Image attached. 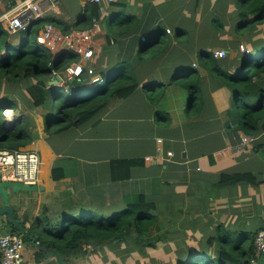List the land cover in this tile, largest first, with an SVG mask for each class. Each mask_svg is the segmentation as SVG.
<instances>
[{"label":"crops","instance_id":"crops-1","mask_svg":"<svg viewBox=\"0 0 264 264\" xmlns=\"http://www.w3.org/2000/svg\"><path fill=\"white\" fill-rule=\"evenodd\" d=\"M32 1L0 0V23L9 29L8 17L19 12L28 15L31 12L28 3ZM212 1L97 3L99 24L90 64L106 81L126 73V78L137 82L136 89L126 98L111 99L86 123L60 131L52 124L46 126L47 118L53 114L45 107L30 108L16 97V108L5 109L11 117L6 125L13 123V116L31 118L34 138L25 147L38 150L42 159L37 191L25 192L22 199L18 195L9 198L15 215L29 230L36 219L38 234L46 218L51 226H58L64 219L85 212L109 216L125 209L140 195L155 204L154 232L158 242L169 241L174 245L198 242L213 237L218 228L255 232L264 226V132L241 145L245 135L241 130L242 118L238 110L235 112L230 89L213 87L208 71L198 59L202 49L212 52L224 49L228 57H235L237 40L225 38V33H215L219 40L213 44L186 43L182 39L185 33H178L188 25L191 9L198 11V24L210 26L205 11ZM39 2L42 15L31 19L29 28L39 19L55 17L70 26L68 31L76 29L77 21L94 3L89 0ZM184 8L189 12H181ZM178 10L181 13L177 20L167 23ZM226 15L224 12L225 19ZM44 24L50 23H41L39 29ZM166 28L172 33H164ZM193 63L199 66L193 67ZM194 68L201 76V93L197 107L189 115L190 94L171 79L174 73ZM55 80L56 76L50 74L48 85H57ZM105 82L103 87L108 85ZM144 85H150L152 93L164 85L157 101H151ZM81 87L86 88L85 84ZM97 88L100 89L94 86L86 93H95ZM157 139H161L162 154L169 158L164 157V162L146 161V157L155 156ZM114 160H138V163L129 168V177L113 180ZM54 166L64 176L53 179ZM238 173L249 177L232 185L218 184L221 175ZM3 224L0 217V225ZM39 252V243L25 239L22 264H56L57 251ZM74 264L82 262L75 260Z\"/></svg>","mask_w":264,"mask_h":264},{"label":"trees","instance_id":"trees-1","mask_svg":"<svg viewBox=\"0 0 264 264\" xmlns=\"http://www.w3.org/2000/svg\"><path fill=\"white\" fill-rule=\"evenodd\" d=\"M233 3L238 9V19L233 25V33L248 37L249 40H246L249 44L246 46L249 52L240 51L239 45L242 41L237 40L235 57H228L227 54L218 58L212 51L202 49L198 52V59L200 65L208 71L213 87L227 86L230 89L234 106L238 108V115L242 118V132L255 137L264 132V51H262L264 34L255 39L260 30L259 26L264 24V0H233ZM93 17H99L97 3H91L87 13L74 27H89ZM44 22L59 27L62 32H68L70 28L55 17L39 19L26 31H21L25 34L24 41L13 48L10 47L9 40L17 38L12 36L13 33L6 24L0 23V148L24 147L34 138L30 128L31 118L28 115L17 119L11 125H6L4 110L16 108V97L30 108L41 106L49 109L53 115L47 118L46 126L52 124L60 131L86 123L111 99L128 97L138 85L135 80L126 78V73H122L114 80L107 78L108 85L102 89H95L94 91H97L95 93H85L83 90L94 88L90 80H84L86 77L74 79L67 84L68 90L65 89L66 86L48 85L49 75L75 61L77 55L65 51L52 59L49 50L35 40L40 24ZM211 25L216 33L224 30V25L219 19L213 18ZM178 33L186 31L181 29ZM155 42L157 40H153V43ZM242 56L249 57L242 60ZM65 57L67 58L64 60ZM198 66L197 64L194 67ZM195 69L174 73L171 79V82L181 84L189 92L190 100L187 107L189 115L197 107L201 93L199 88L201 76ZM82 84H85L86 88H82ZM143 87L148 91L151 101L155 102L162 94L161 89L164 85L156 93L150 92V85ZM137 163L138 160H114L111 163L112 179L129 177V168ZM62 176L63 173L54 166L53 179ZM248 177L247 174L239 173L223 174L218 184L232 185L245 181ZM154 209V202L140 195L125 209L109 216H95L92 212H85L80 217H68L58 225L61 226L60 231L52 233L50 229L56 228L54 225L51 226L50 220L46 218L43 220V229L38 233L40 251L45 252L47 249L59 251L66 256L64 258L69 260V264H74L75 260L82 262L86 256L92 259L97 249L104 250L106 246L110 250L118 249L114 251L117 258L120 254L119 248L127 244H141L138 245L140 251H145L144 246L155 248L156 237L153 240L152 235L155 233L157 215ZM37 221L36 219L32 230L29 231L37 233ZM258 230L252 232L218 228L213 237L206 238L207 240L202 243L204 245L196 244L187 251H178L176 258L172 260L167 258L163 264H264V252L257 254L254 246ZM16 231L17 229L14 232ZM23 236L24 240L28 239L26 235ZM118 260L121 261L122 258ZM89 264H92V260Z\"/></svg>","mask_w":264,"mask_h":264},{"label":"built area","instance_id":"built-area-1","mask_svg":"<svg viewBox=\"0 0 264 264\" xmlns=\"http://www.w3.org/2000/svg\"><path fill=\"white\" fill-rule=\"evenodd\" d=\"M54 2L56 0H50ZM113 1V0H108ZM101 4L103 0H89ZM31 12L27 15L25 12L10 15L8 17V27L11 31H26L29 28L30 20L42 15L39 0H34L28 3ZM99 20L96 17L92 18V23L87 28H76L68 32H62L54 25H44L35 35V40L38 44L46 47L52 54V59H55L58 52L66 49L77 55L75 61L69 63L64 68L53 72L56 76L55 83L58 86H66L74 79L86 77L93 86L97 87L103 84L105 77L97 73L95 68L91 66L90 60L93 56L92 42L94 35L98 29ZM166 33H172L170 28L165 29ZM143 40L145 38L143 37ZM239 50L248 53V47L243 43L239 45ZM61 52V53H62ZM215 57L221 58L226 56L224 49H219L213 52ZM193 67L197 63L192 64ZM83 79V78H82ZM254 137L243 135L241 145L250 142ZM157 152L155 156L146 157V161L160 160L164 162L166 156L161 151V139H157ZM169 158V157H166ZM41 155L36 149L19 147L16 149L0 148V183L3 181L21 182L26 185H36L40 181L41 172ZM4 228V227H3ZM5 232L0 234V264H22L23 249L25 245L24 233L14 232L9 227L5 226ZM36 241L35 244H38ZM254 246L257 254L264 252V228L257 231L254 239Z\"/></svg>","mask_w":264,"mask_h":264},{"label":"rangeland","instance_id":"rangeland-1","mask_svg":"<svg viewBox=\"0 0 264 264\" xmlns=\"http://www.w3.org/2000/svg\"><path fill=\"white\" fill-rule=\"evenodd\" d=\"M181 12H189V9L184 8ZM181 12L180 10H178L177 12L174 11L173 12L174 19L169 18L167 20V23L173 24V22L177 20V17L179 16V13ZM196 12L198 13V11L194 12L193 9H191L189 18L185 16L187 17L188 25H185V27L182 28V30L186 31L185 35L182 36L183 37L182 39L186 43H195L199 41L201 43L213 44L215 41L219 40L218 35L215 34L216 32L214 30V27H212V25L202 26L198 24L200 21L196 17ZM205 12H206L205 15L207 16V20H206L207 23L211 24L212 19L216 18V19H219L220 22L224 25V30L218 34L225 33V38L232 37L234 39L236 38V40H241L245 46L249 44V42L245 41L244 39V37L248 39L246 35L244 37L243 36L241 37L240 35L237 36V35H234L233 33V25L238 19V9L235 8L233 0H218L216 4L214 0L211 2L210 7ZM224 12L227 13L226 19L224 18ZM234 15L235 17L232 18ZM259 28L260 30L257 36L255 37V39H257L260 35L264 34V24L260 25ZM198 34H200L199 37H198ZM12 36L17 38V39H12L10 42L11 43L10 47H13V48L19 45V43H23L24 41L23 39L25 38V34L22 32H13ZM262 51H264V49ZM248 57L249 56H242L241 59L242 60L247 59ZM103 86L104 84H100L99 88L102 89ZM92 90L93 88L86 89L85 93L88 91H92ZM56 109L57 107H55V110ZM237 110L238 108L236 107V110H235L236 113H237ZM5 112L6 111L4 110V113H3L4 120L5 122H7L8 120H10L11 117L10 115H8L9 114L8 112L6 113ZM17 119H20V117L17 116L14 118L13 116V122L16 121ZM26 147H29V146H26ZM24 194H25V191H20L18 193L11 192L10 197L18 195L22 199ZM1 202L2 200L0 196V203ZM80 216H82V214L78 215V217ZM5 226H6V222L4 221V224L2 226L0 225V231H2V229H4L3 227ZM54 228L56 229H50L51 233L60 231L61 226H54ZM8 229H11L14 231L16 230L15 227L12 225H9ZM133 236H136V235H133ZM155 237H157V235L154 233L152 235V239L155 240ZM181 238H186V237H181ZM206 240L207 239L205 238L204 240H201L198 242L189 241L188 243L194 246L196 244L204 245L202 243L205 242ZM154 243H155V248L150 247V246L149 247L144 246L145 251H140L138 249V245H141V244H137V243L127 244L119 248L120 254L118 255V258H122L121 261L118 260V258L114 255V251H118V249L110 250L106 246L104 250L97 249L95 252L96 255H93L92 259H90L89 256H86L84 260H82V263L89 264L90 261L92 260V264H163V262L166 261L167 258H169L167 260H172L176 258L178 251H183V250L187 251L188 249L191 248L189 245H187L188 243L174 245L172 242H169V241L168 242H158L157 239L154 241ZM168 246H170L169 249H168ZM36 262H38V260H36Z\"/></svg>","mask_w":264,"mask_h":264},{"label":"water","instance_id":"water-1","mask_svg":"<svg viewBox=\"0 0 264 264\" xmlns=\"http://www.w3.org/2000/svg\"><path fill=\"white\" fill-rule=\"evenodd\" d=\"M65 51L67 50L64 49L63 52ZM37 189V185H26L21 182L3 181L0 183V196L2 200V203L0 204V217H2L6 223L14 226L18 232L24 233L32 244H35L36 241H38L39 235L35 232H30L28 229L29 227L22 222V219L15 215V209L10 203L9 195L11 192H34L37 191ZM55 253L56 264H69L61 252L57 251ZM49 255H51V252H49Z\"/></svg>","mask_w":264,"mask_h":264},{"label":"bare ground","instance_id":"bare-ground-1","mask_svg":"<svg viewBox=\"0 0 264 264\" xmlns=\"http://www.w3.org/2000/svg\"><path fill=\"white\" fill-rule=\"evenodd\" d=\"M9 114L8 115H10V112H8ZM8 125H10V124H8Z\"/></svg>","mask_w":264,"mask_h":264}]
</instances>
